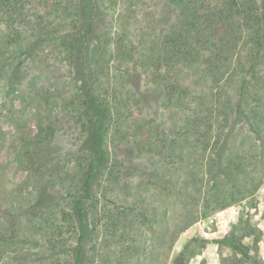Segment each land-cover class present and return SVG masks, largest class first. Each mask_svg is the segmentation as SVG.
Wrapping results in <instances>:
<instances>
[{"label":"rangeland","instance_id":"obj_1","mask_svg":"<svg viewBox=\"0 0 264 264\" xmlns=\"http://www.w3.org/2000/svg\"><path fill=\"white\" fill-rule=\"evenodd\" d=\"M182 252L264 264V0H0V264Z\"/></svg>","mask_w":264,"mask_h":264},{"label":"trees","instance_id":"obj_2","mask_svg":"<svg viewBox=\"0 0 264 264\" xmlns=\"http://www.w3.org/2000/svg\"><path fill=\"white\" fill-rule=\"evenodd\" d=\"M85 108L86 112L89 115L90 119V131L88 136V143L90 144L89 150L93 155L91 160V164L89 170L86 174V179L84 183V192L87 197H90L92 181L94 176L99 174L102 168L108 161L107 153L104 149V137L109 128V118L107 110L100 103L97 96L94 92L90 90H86L85 88ZM78 214L82 220V230L86 232L87 225L84 223L83 218L85 217L84 210L80 205L77 207ZM259 238L255 237V243L258 244ZM235 249L238 250L243 257L250 259V252L248 248H242L241 246H235ZM191 256L182 252L174 260L173 264H189ZM79 261L77 264H80ZM239 264H248V262H240Z\"/></svg>","mask_w":264,"mask_h":264},{"label":"crops","instance_id":"obj_3","mask_svg":"<svg viewBox=\"0 0 264 264\" xmlns=\"http://www.w3.org/2000/svg\"><path fill=\"white\" fill-rule=\"evenodd\" d=\"M201 257H202V256H201ZM191 259H192V258H191ZM191 259H190V261H191ZM201 261H203L202 264H208V261H207L206 259H203V258H202ZM189 264H190V262H189Z\"/></svg>","mask_w":264,"mask_h":264}]
</instances>
